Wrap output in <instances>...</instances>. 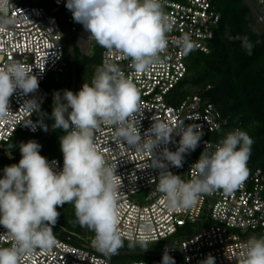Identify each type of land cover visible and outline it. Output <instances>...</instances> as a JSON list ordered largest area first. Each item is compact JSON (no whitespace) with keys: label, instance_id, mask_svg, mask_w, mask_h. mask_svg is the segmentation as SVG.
I'll use <instances>...</instances> for the list:
<instances>
[{"label":"clouds","instance_id":"obj_1","mask_svg":"<svg viewBox=\"0 0 264 264\" xmlns=\"http://www.w3.org/2000/svg\"><path fill=\"white\" fill-rule=\"evenodd\" d=\"M166 0H66L73 20L80 23L89 39L109 52L130 60L137 73L148 72L161 61L169 44L175 20L165 12ZM9 0H0V27L13 21L7 17ZM241 47L252 54L253 44L247 36L239 37ZM187 55L196 45L189 33L174 41ZM20 62L0 67V120L12 119L9 100L19 90L27 95L39 87L37 77ZM140 91L118 65L104 63L97 67L91 84L83 83L77 93L70 90L53 93L51 127L63 131L59 137L63 154L62 170L55 160L40 154L41 145L34 140L21 142L18 163L5 166L0 178V226L6 229L10 246L0 247V264H24L36 249L50 250L56 244L53 226L60 213L58 207L72 203L76 222L94 233L92 246L103 255L116 254L123 246L119 225V191L116 166L105 159L94 134L102 125L114 129L115 139L138 152L151 155L145 167L159 169L157 191L172 211L188 209L204 194L222 190L232 193L248 178V160L252 138L246 131L228 132L214 151L202 152L192 166L193 178L185 181L173 174L169 164L182 167L184 155L195 151L204 135L201 125L154 120L143 136L140 133ZM30 113L39 112L36 101L22 106ZM44 131L48 125L37 121ZM32 124L31 120L24 122ZM179 136L176 151L155 149ZM207 142H205L206 144ZM13 147V146H12ZM167 162V163H166ZM144 167V168H145ZM140 243L129 237V246ZM241 264H264V235L252 236L241 243ZM161 264H175L166 249ZM200 264H215L209 254Z\"/></svg>","mask_w":264,"mask_h":264},{"label":"built area","instance_id":"obj_2","mask_svg":"<svg viewBox=\"0 0 264 264\" xmlns=\"http://www.w3.org/2000/svg\"><path fill=\"white\" fill-rule=\"evenodd\" d=\"M255 23L264 26V0H243ZM66 0H9L7 17L13 21L0 27V67L11 62H20L35 75L39 87L23 95L18 90L9 100L12 119L0 120V153L4 143L16 132L37 134L39 125L33 112L22 107L25 101L35 100L39 108L48 92L44 82L48 77L54 81L65 66L64 29L74 36L75 46L82 52H93L99 48L100 65L114 63L131 79L140 91V133L154 123L153 119L169 123L199 124L204 135L195 151L184 155L182 167L169 164L168 170L185 181L193 178L192 166L201 153L214 151L228 130V119L208 98L198 94H187L178 98L177 85L187 72V61L191 53H209L211 40L220 20V11L213 0H166L165 12L175 20L169 34V44L161 61L145 73H137L130 60L120 53L109 52L89 39V33L73 20ZM57 13H60V19ZM189 33L196 47L185 55L174 43L177 37ZM153 118V119H152ZM32 124L25 126L24 122ZM235 129H238L237 127ZM94 139L104 150L105 159L116 166L119 191L118 230L123 240L129 237L138 241L153 242L161 247V260L165 250L176 260V264H200L211 254L215 264H241V243L249 237L264 235V170L250 168L246 181L232 193L222 190L202 195L188 209L170 210L164 197L157 191L159 169L145 167L151 159L147 152H138L118 142L111 126L102 125ZM179 136L173 141L159 145L156 153L167 147L176 151ZM205 142H207L205 144ZM12 155H8L11 158ZM56 171L62 170L63 160L57 156ZM167 163V162H166ZM145 167V168H144ZM53 230L56 244L50 250L36 249L24 264H111V255H103L92 246L94 233L83 230L69 231L63 226ZM138 243V242H137ZM10 246L6 229L0 226V247ZM128 264H160L153 260H132Z\"/></svg>","mask_w":264,"mask_h":264},{"label":"trees","instance_id":"obj_3","mask_svg":"<svg viewBox=\"0 0 264 264\" xmlns=\"http://www.w3.org/2000/svg\"><path fill=\"white\" fill-rule=\"evenodd\" d=\"M213 1L221 15L215 35L209 43L210 52L189 55L187 72L175 93L178 98L198 94L213 102L228 119V130L233 131L237 127L252 138L247 166L264 170V29L256 27L243 0ZM244 36L253 44L251 55L241 47L239 37ZM72 50L76 71L78 65L82 68L89 64L91 72L101 66L98 50L91 53V61L79 57L76 46ZM15 157L17 155L8 159L13 160ZM3 174L0 171V178ZM76 227L81 229L77 222Z\"/></svg>","mask_w":264,"mask_h":264},{"label":"rangeland","instance_id":"obj_4","mask_svg":"<svg viewBox=\"0 0 264 264\" xmlns=\"http://www.w3.org/2000/svg\"><path fill=\"white\" fill-rule=\"evenodd\" d=\"M256 27L260 29H264V26H260L256 24ZM72 38V36H71ZM67 47L68 45L66 40L63 41ZM72 49L75 46L74 43H71ZM77 53L79 57L82 59L89 61L91 58V53H85L80 51L77 47ZM93 51H99L98 47H92ZM100 54V53H99ZM67 53H65V66L62 72L58 73V79L54 81L51 77H48L44 82V86L48 92V97L43 106L39 108V112H35L33 118L35 122L42 121L44 124L48 125V129H50L49 134L41 139V141H37L39 137H41L46 131L43 130L41 125H39L40 131L37 134H32L28 132H16V135L13 139L4 143L3 153H0V171L3 172L5 166L18 163L19 162V144L21 142H28L29 140H34L38 144L41 145L40 154L44 157L57 156L61 160H63V154L60 151V142L59 137L63 135V131L60 129L54 130L51 125L54 123L50 119V115L52 112L53 106V93L56 91L69 90L70 85V67L69 60L66 58ZM91 61V60H90ZM76 71V70H75ZM95 74V71H90V65L85 64L82 68L78 65L76 71V87L74 93H77L82 87L83 83L91 84L92 78ZM13 146V147H12ZM8 155H17L13 160L8 159ZM57 211L60 213L58 221L55 226H53V230H59V226H63L69 231H78L81 232L84 229H77L76 221H75V209L72 203L65 204L63 207H58ZM141 251H152L157 254H162L161 247L153 242H146V247H142L140 243H134L132 246H129V241L123 240V246L118 249L116 254L111 255V264H128L132 260H153L157 263L162 262L161 258L155 254H146ZM175 264H176V260Z\"/></svg>","mask_w":264,"mask_h":264},{"label":"water","instance_id":"obj_5","mask_svg":"<svg viewBox=\"0 0 264 264\" xmlns=\"http://www.w3.org/2000/svg\"><path fill=\"white\" fill-rule=\"evenodd\" d=\"M58 18L60 19V13H57ZM64 34L66 38V42L68 45V50H67V57L69 60V67H70V85H69V90L74 93L75 87H76V71H75V59H74V54L72 50V38L71 34L67 29H64ZM50 129H48L41 137L38 138L37 141H41L43 137H45L47 134H49ZM21 159V153L19 154V160ZM145 252V251H141Z\"/></svg>","mask_w":264,"mask_h":264}]
</instances>
